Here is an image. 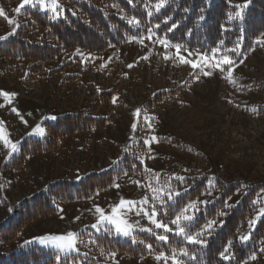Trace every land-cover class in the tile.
<instances>
[{
    "label": "rangeland",
    "instance_id": "obj_1",
    "mask_svg": "<svg viewBox=\"0 0 264 264\" xmlns=\"http://www.w3.org/2000/svg\"><path fill=\"white\" fill-rule=\"evenodd\" d=\"M47 2L50 6L52 0ZM245 2L231 0L234 12L230 17L240 11L236 6ZM21 3L22 0H0V11L4 13L0 16V36L6 37L0 40V47L23 25L28 27L30 35H21V38L29 43L40 39L42 32L30 28L26 9L56 19L64 15V10L72 9L70 0H56L63 10L59 17L34 3L17 14L15 9ZM109 13L124 16L114 8ZM8 20L13 23L9 24ZM257 42V47L243 58L239 47L225 51L236 61L232 82L226 81V73L218 70L194 80L193 70L182 64L181 59L193 60L201 52L190 49L189 55L185 51L188 48L182 47L181 59H178L175 48L169 47L165 53L156 37L152 41L145 39L143 44L130 39L102 53L77 48L67 50L42 64L36 73L30 71L29 62L0 58V225L17 212L25 199L50 186L64 180L77 184L90 173L121 170L106 191L89 200L60 203L55 215L28 224L15 241L0 244V254L40 250L53 256L54 264H164L155 256L160 251H168V246L157 241L154 235L137 230L124 238L103 227L93 228L98 215L95 208L99 206L110 213L121 199L138 202L150 196L146 185L149 181L155 182L153 173L170 181L181 193L166 206L165 219L174 217L182 207L175 206L177 199L195 186L202 187L205 181L207 190L213 187V182H208L211 179L228 186H264V35ZM210 53L202 54L210 56ZM165 54L170 59L165 60ZM205 70L210 69L200 71ZM103 93L110 95L102 99ZM76 114L106 119V122L89 133L63 139L54 153L27 157L22 168L10 172L7 164L19 154L21 144L30 139L42 140L43 137L29 134L35 126L44 128L59 116ZM152 137L157 139L153 141ZM4 140L17 144L13 155H8L10 148ZM174 176L183 180H173ZM243 192L231 198L228 205L236 204ZM217 196V193L205 192L194 200L206 202L200 205L192 222L194 231L208 220L216 221L217 225L221 222L213 217L195 227L198 215ZM9 208L13 210L11 213ZM123 215L134 226L139 221V227H151L142 214L137 216L132 211ZM260 218L258 213L253 218L257 222L251 228L248 222L245 229L239 230L238 239L251 236ZM67 233L78 237L76 250L58 251L53 247L58 241L51 237ZM99 235L131 245L145 244L142 236H138L143 235L153 239V248L149 251L145 244V255L132 257L99 246ZM168 235L173 248L181 246L188 252L183 257L185 264H201L204 247L187 245L172 233ZM254 249L252 255L256 259L252 260L251 255L243 264H264V237L256 242Z\"/></svg>",
    "mask_w": 264,
    "mask_h": 264
},
{
    "label": "trees",
    "instance_id": "obj_2",
    "mask_svg": "<svg viewBox=\"0 0 264 264\" xmlns=\"http://www.w3.org/2000/svg\"><path fill=\"white\" fill-rule=\"evenodd\" d=\"M230 1L170 0L165 8L156 13L152 0H133L131 3L129 0H70L72 9L64 10V15L57 19L52 15H42L38 11L26 9L30 28L42 32L40 39L35 43H29L21 38V35H30L28 27L23 25L14 37L7 39L0 47V58L29 62L30 71L36 73L42 64L53 61L64 51L77 48L102 53L109 47L125 44L145 32L147 27H154L157 24L159 28L156 29V33L159 37H166L172 43L181 44L182 47L210 53L214 47L227 51L239 44L238 52L243 58L257 47V40L264 35V0H250L248 7L242 11V18H236L233 22L229 20L234 12ZM111 8L122 12L124 18L109 13ZM149 12H152L151 16L148 15ZM201 16L205 19L201 20ZM132 17L141 21L139 28L128 25L127 19ZM173 24L176 25L175 29L168 31ZM102 95L104 96L102 99H106L110 93ZM105 122L106 119L83 114L59 116L54 123L44 125L46 134L42 140L30 139L21 144L19 154L7 164L8 169L13 173L22 168L27 157L54 153L63 139L78 133H89L103 127ZM120 173L121 170L118 169L100 174L90 173L77 184L64 180L25 199L18 206L17 212L0 225V244L15 241L28 224L55 215L60 203L89 200L96 194L106 191ZM208 182H213L211 189L204 188L205 181L201 184L202 187L195 186L177 199L175 206L180 207L194 201L205 192L217 193L214 202L198 215L195 223V227L198 228L213 217L223 222V226L217 228L208 238L204 251L201 252V264H243L255 252L256 242L264 237V218H260L248 243L243 244L238 239L237 232L245 229L248 222L264 209V186L248 184L228 186L217 179ZM240 191H244L243 195L236 204L229 206L228 201ZM260 194H263L261 198ZM138 236H142L145 244H153L152 238ZM97 244L132 257L145 255L146 252L145 244L114 242L100 235ZM225 248H229L232 253L229 261L220 256ZM54 263L53 256L40 250L0 254V264Z\"/></svg>",
    "mask_w": 264,
    "mask_h": 264
},
{
    "label": "snow or ice",
    "instance_id": "obj_3",
    "mask_svg": "<svg viewBox=\"0 0 264 264\" xmlns=\"http://www.w3.org/2000/svg\"><path fill=\"white\" fill-rule=\"evenodd\" d=\"M129 2H133V0H129ZM170 0H152L153 8L156 13L160 12L161 9L165 8ZM36 4L42 9L48 11L50 10L53 14L59 17V14L62 9H59V5L56 3V0H52L51 5L49 6L47 0H22V3L15 9L17 14L29 4ZM237 8L240 11H235L234 16L230 17V19L242 18L243 9L248 7V2L241 5H237ZM3 11H0V16H3ZM149 16L152 15V12L148 13ZM124 18V17H122ZM201 20H204L205 17L201 16ZM167 22V21H165ZM9 24H12V20H8ZM127 23L129 26H133L136 28L140 27L141 21L135 17L127 19ZM176 25L173 24L168 31H173ZM159 28V24L154 27L149 26L146 28L145 32H142L140 35L134 37L133 39L138 40L141 44L144 43L145 39L152 41L154 37H156V42L167 52L169 47H173L176 50L177 58L181 59V48L182 45L179 43H172L166 37H159L156 33V29ZM13 34V33H10ZM6 39L5 36H0V40ZM236 47H239L237 44ZM188 51L189 55H191L190 49H185ZM227 51H235V49H228ZM147 57H145L146 59ZM165 60L170 59V57L165 54ZM181 63L184 65H188L193 70V79L198 81L200 76L203 75L205 77L212 74L213 71H220L221 73H226L225 79L228 82H232L233 77V65L236 64V61L231 58L230 55L225 54V49L223 48H213L211 49L210 56L209 54L197 53V55L193 58V60L181 59ZM131 68L132 65H129ZM205 70L201 72L200 70ZM3 95L7 96V93H3ZM115 102V101H114ZM12 111H16V109H12ZM49 119H55V117H49ZM135 127V125L133 126ZM30 135H35L39 137L45 136V129L40 126H35ZM2 139V137H0ZM157 137H152V140L155 141ZM6 146H9L10 150L8 155H13L17 150V144L11 142L10 140L3 141ZM145 143H149V141H145ZM113 163H116L115 161ZM155 177V182L149 181L146 187L149 190L150 196L146 195L140 201H132V200H124L121 199L119 203L111 208L110 213H106L104 209L97 206L95 208V212L98 214L96 223L92 225L93 228L103 227L107 230L114 231L118 236H122L124 238H129L133 235V233L137 230L152 234L155 236L157 241L162 242V244L168 246V251H160L155 259L157 261H163L164 264H185L183 257L188 255V252L184 250L183 247L177 246L175 248L172 247L170 243L169 233H172L174 236L181 238L183 242L187 245H195L199 247H205L207 244L208 238L215 231L216 227H222L223 222L221 221L219 225L214 220H208L199 230H193L192 222L195 220L196 213L199 211V207L201 204L206 202L203 201H190L189 203L183 205L174 217L170 219H165L166 206L171 204L176 197H178L181 193L176 190V187L168 180H164L160 177L159 174L153 173ZM173 180H183V177H172ZM115 187H119V185H114ZM13 210L11 208L8 209V212L11 213ZM135 211L137 216L142 214L143 218L148 221V224L151 227H139V221H136V225L129 223L124 218V213ZM223 215V213L221 214ZM259 215L261 218H264V209L260 210ZM256 219H252L249 221V228L252 227L256 223ZM174 226V227H173ZM52 240L58 241V243L54 244L58 251H75L76 243L75 241L78 237L73 233H67L66 235L54 236L51 237ZM250 239V235H243L240 237L242 242H247ZM44 243V241H41ZM133 242H136L133 239ZM27 243V242H26ZM146 247L149 251L152 250L153 245L148 243ZM264 251V250H262ZM115 255L114 253L112 254ZM220 256L225 261H229L232 258V253H230L229 248H225ZM192 259H196V257H192ZM252 260L256 259L255 255L251 256Z\"/></svg>",
    "mask_w": 264,
    "mask_h": 264
}]
</instances>
